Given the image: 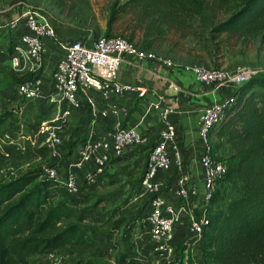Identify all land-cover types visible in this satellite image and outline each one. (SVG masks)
<instances>
[{
    "label": "rangeland",
    "instance_id": "rangeland-1",
    "mask_svg": "<svg viewBox=\"0 0 264 264\" xmlns=\"http://www.w3.org/2000/svg\"><path fill=\"white\" fill-rule=\"evenodd\" d=\"M126 0H0V15L17 12L29 5L45 12L50 20L71 26L82 39L108 33L111 8ZM212 21L193 19L179 29H165L155 37L151 52L170 59L177 65L235 69H264V34L245 30L217 32ZM6 20L0 22L4 30ZM145 22L136 16L120 12L110 26V34L133 36L140 45L145 35ZM9 30V29H8ZM10 31V30H9ZM18 34V30L11 32ZM6 34V35H4ZM10 32L0 35V113L13 110L12 116L0 126V183L33 169L56 164L46 138L50 132L59 135L55 150L62 154L84 135L87 122L71 112L64 101H28L13 94L11 83L17 74L12 70L13 53ZM41 78V77H40ZM16 85V84H13ZM86 122V123H85ZM213 140L215 138L213 137ZM4 146H11L6 153ZM45 148V149H44ZM224 149L219 151L223 154ZM147 150L131 149L128 154L109 163L104 174L90 186L68 199L74 213L58 225L79 223L85 232L83 243H63L46 253H15L6 264H177L178 256L170 257L165 249L151 240L145 226V192L140 185ZM63 156V155H62ZM82 169V168H81ZM223 190V191H222ZM221 205L234 196L230 183L221 186ZM65 198L64 191L53 193V203ZM58 230V228L56 229Z\"/></svg>",
    "mask_w": 264,
    "mask_h": 264
},
{
    "label": "built area",
    "instance_id": "built-area-1",
    "mask_svg": "<svg viewBox=\"0 0 264 264\" xmlns=\"http://www.w3.org/2000/svg\"><path fill=\"white\" fill-rule=\"evenodd\" d=\"M5 26L11 31L18 30V34L11 38L13 53L10 64L17 74L16 78L21 80L16 82V85L12 84L10 90L16 97L35 102L40 96L41 88V78L38 74L43 68L45 52L42 39L55 38L53 21L42 10L22 5L20 16L7 21ZM20 28L25 31H19ZM60 46L64 53L51 73L50 101H64L67 106L64 110L66 115L81 107L78 94L85 97L88 102L91 94H97L101 98L120 97L126 92L133 91L139 96L146 94L145 88L117 79L125 55L137 59L156 60L168 66H178L192 73L204 86L212 89L230 86L233 92L237 86L251 77L264 73V69L253 67L223 69L197 64L177 65L168 58L139 49L120 35L77 38L68 43H60ZM228 100L222 104L213 103L203 107L199 117L198 138L202 145L199 162L204 188V211L201 215H196L191 205V196L196 193V183L191 182L188 174L182 170L176 146L173 145L172 157L167 151V144L174 136L173 124L168 120L171 110L161 112L164 127L159 132L157 142L147 150L144 159L140 185L146 194L144 222L148 236L157 243L158 248L170 253V257L178 256L177 264H202L195 257L197 251H193L190 238L183 240L178 246V254L172 256V253L177 251L178 244L175 237L176 226L180 217L184 215L188 221V234L199 244L204 227L208 223L209 213L219 207V202L215 201L214 197L221 190L227 167L226 163L213 153L209 132L221 120L223 107ZM153 106L158 108L159 103ZM144 141L143 136L132 128L116 126L106 129L99 137L82 144L77 160L70 162L65 173L61 175L58 161L65 158L55 150L60 138L58 134L50 132L46 142L52 149L53 156L58 157V161L43 171L49 178L61 182L67 194L66 198L71 201V197L76 196L82 187L90 186L99 180L109 163L129 153L131 149L142 146ZM82 167H85V172L82 176L83 183L80 184L77 174ZM165 191H168L174 202L166 200Z\"/></svg>",
    "mask_w": 264,
    "mask_h": 264
},
{
    "label": "trees",
    "instance_id": "trees-1",
    "mask_svg": "<svg viewBox=\"0 0 264 264\" xmlns=\"http://www.w3.org/2000/svg\"><path fill=\"white\" fill-rule=\"evenodd\" d=\"M120 12L146 23L144 33L152 35L151 40L145 35L139 45L133 36H122L145 51H152L155 37L165 29H179L196 18L212 21L219 14L229 13L214 22L217 32L241 29L264 34V0H126L112 6L109 31L104 35H112L111 23ZM6 32L11 39V30L0 29V35ZM12 111L0 113V126ZM89 117L87 109L85 120ZM209 138L213 153L226 163L222 185L230 183L234 196L221 205L223 192L215 195L219 207L208 215L195 257L202 264H264V73L235 88ZM4 148L6 153L12 152L11 146ZM55 191H64L65 198L54 204ZM66 197L61 182L49 178L41 168L0 183V264L9 262L15 253H46L63 243L84 242L81 224L58 225L74 213ZM179 245L172 256L178 254Z\"/></svg>",
    "mask_w": 264,
    "mask_h": 264
},
{
    "label": "crops",
    "instance_id": "crops-1",
    "mask_svg": "<svg viewBox=\"0 0 264 264\" xmlns=\"http://www.w3.org/2000/svg\"><path fill=\"white\" fill-rule=\"evenodd\" d=\"M20 14L21 8L17 12H11L6 17L5 14L0 15V22L4 18L6 21L12 20L19 17ZM53 24L55 38L42 39L45 52L43 54V68L38 74L41 77L40 96L37 100L39 102L42 100L50 102L51 73L64 53L60 43H68L77 38L81 39L78 31L71 26L54 21ZM19 31H25V29L20 28ZM117 79L145 88L146 94L139 96L137 92L133 91L115 98H101L97 94H91L90 102L78 94L77 98L81 107L72 112L86 121L88 128L84 135L77 139L71 147V151L67 150L60 154L65 158L63 161L61 159L58 161L60 174L65 173L70 162L73 163L77 160L78 151L82 144L87 141L91 142L104 133L106 129L112 127L120 126L134 129L145 139L143 145L138 148L148 150L157 142L159 132L164 127L161 112L171 110L168 114V120L173 124L174 136L172 141L167 144V151L172 157L173 145L176 146L181 158L182 170L188 174L191 182L196 183V193L191 196V205L196 215H201L204 211V188L202 185V168L199 162L202 149L198 138L199 117L203 107L213 103L222 104L231 98L232 88L222 86L218 89H212L200 84L192 73L186 72L178 66H168L156 60L137 59L128 55L124 56L117 73ZM14 83L16 82L14 81ZM157 103H159V107L155 108L153 104ZM87 109H90V117L85 120L84 116L87 114ZM84 172L85 167L78 171L77 176L80 184L83 183ZM167 192H164L166 200L174 202ZM187 226L188 221L182 215L176 226V241L181 243L190 238L193 251H197L199 244L188 234Z\"/></svg>",
    "mask_w": 264,
    "mask_h": 264
}]
</instances>
